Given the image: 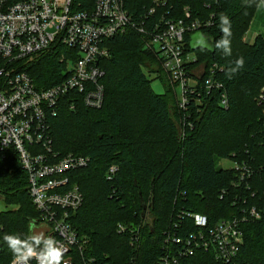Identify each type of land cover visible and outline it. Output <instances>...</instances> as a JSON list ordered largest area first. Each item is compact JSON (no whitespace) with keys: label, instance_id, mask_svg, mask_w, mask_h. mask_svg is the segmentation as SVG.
I'll return each instance as SVG.
<instances>
[{"label":"trees","instance_id":"1","mask_svg":"<svg viewBox=\"0 0 264 264\" xmlns=\"http://www.w3.org/2000/svg\"><path fill=\"white\" fill-rule=\"evenodd\" d=\"M260 2L166 0L145 21L150 28L162 13L172 20L181 18L187 7L191 20L211 23L185 36L187 51L196 57L189 69L202 66L204 77L190 87L184 106L165 79L159 78L163 94L152 90L148 77L160 75L161 69L156 55L144 49L140 34L128 30L104 43L109 56L97 63L104 72L101 108L86 109L79 100L72 111L64 102L50 120L53 151L59 157L71 153L90 160L88 167L67 173L83 195L69 222L77 236L88 241L83 252L72 248V264H159L165 252L162 233L176 222L180 210L203 215L213 225L233 218L240 206L263 207L264 115L258 97L264 92V37L258 35L252 43L243 41ZM152 6V0L126 1L135 21ZM222 13L231 21V56L215 48L223 36ZM196 33L209 40L208 47L190 45ZM61 52L71 54L63 49L46 52L23 65L38 88L61 80ZM241 56L244 68L229 79V68ZM214 65L217 70L212 79L221 88L208 93L203 81ZM222 93L227 107L219 104ZM222 159L250 167L252 176L247 183L238 181L236 171L219 168ZM113 166L117 171L107 179ZM27 190V174L14 157L0 162V199L10 207L0 211V264H10L13 258L3 236H29V221L39 217ZM119 225L125 228L123 233ZM178 229L180 236L195 230L189 220ZM242 230L244 242L236 264H264V217L244 223ZM182 261L221 264L203 252Z\"/></svg>","mask_w":264,"mask_h":264},{"label":"built area","instance_id":"2","mask_svg":"<svg viewBox=\"0 0 264 264\" xmlns=\"http://www.w3.org/2000/svg\"><path fill=\"white\" fill-rule=\"evenodd\" d=\"M126 1L93 0L85 4L79 0H0V162L12 156L26 172L28 196L39 214L31 224L47 227V236L66 249L65 264H72V248L83 252L88 242L77 236L69 222L70 216L79 210L83 195L69 181L67 173L88 167L90 160L71 153L59 157L53 151L50 120L58 115L64 102L72 111L79 100L86 109L101 108L104 72L97 63L109 56L104 43L128 30L140 34L145 40L144 49L156 55L173 88H180L181 106L187 101L190 87L194 88L204 77L203 70L200 78H194V85L187 84L191 78L187 74L192 70L189 66L196 62V57L187 51L185 36L211 23L191 20L186 7L181 18L172 20L168 13L157 15L156 23L149 28L145 21L154 17L166 0H152L153 6L139 21L133 20ZM50 29L54 32L50 33ZM62 49L71 54L58 55L63 64L61 80L48 88H38L23 65L43 53ZM215 70V65L209 68L203 81V89L208 93L221 88L212 79ZM258 102L264 115V92ZM219 104L228 106L225 93L221 94ZM231 170L236 171L241 183H247L252 176V170L245 165L235 163ZM116 171L115 166L111 167L106 178L111 179ZM223 194L225 191L220 200ZM263 217L264 205L260 208L251 204L240 206L233 218H223L211 225L203 215L180 210L175 215L176 222L162 233L165 252L158 262L183 264L182 259L203 252L211 253L221 264H236L244 242L243 224ZM185 220L191 221L195 230L180 236L177 231ZM124 231L119 226V233Z\"/></svg>","mask_w":264,"mask_h":264},{"label":"clouds","instance_id":"3","mask_svg":"<svg viewBox=\"0 0 264 264\" xmlns=\"http://www.w3.org/2000/svg\"><path fill=\"white\" fill-rule=\"evenodd\" d=\"M260 6H264V0H261L258 7ZM219 27L223 36L215 43V48L222 50L224 55L231 56V21L226 14H220ZM197 44L201 47H208V43L203 36L197 40ZM244 65V57L237 58L227 72L228 78L231 79L232 76L240 72ZM206 83L211 84V81ZM3 241L12 253V264H30L32 260H35L36 264H65L66 249L55 238L46 236L43 233L34 232L27 237L5 234Z\"/></svg>","mask_w":264,"mask_h":264},{"label":"rangeland","instance_id":"4","mask_svg":"<svg viewBox=\"0 0 264 264\" xmlns=\"http://www.w3.org/2000/svg\"><path fill=\"white\" fill-rule=\"evenodd\" d=\"M49 32L53 33L54 29H50ZM247 32H251L252 34L256 32V33H259V35L264 37V6H260V7L257 8L256 13L254 15V18H253V20H252V22L250 24V27H249L248 31H246L245 35L243 36V41H245V42L248 41L247 39L251 38V37H246L247 36ZM201 36L202 35L199 34V33L194 34L193 38H192V41H190V45L192 47L199 46L197 44V40ZM206 41H207V43L209 45V40L206 39ZM199 47H201V46H199ZM202 71H203L202 70V66H199L197 68H193L191 71H189V74H187V77L188 78L191 77V78L189 79L187 84L188 85L189 84L190 85H194L195 84V79L194 78H200ZM148 78H150V80H151V88H152V90L155 93L159 94V95L164 93L163 92L164 88H163V84H162V79H165L164 82L166 84H168V85L170 84V82H172L170 77H168V75L162 70H161L160 75L158 74L156 76V75L150 74ZM159 78H162V79H159ZM175 90L177 91L178 98H180V96H181L180 88L176 86ZM217 166L219 168H224V169H232V168H234V164L230 160H224V159H222L218 163ZM9 209H10V207L7 206L3 200L0 199V211H5V210H9ZM31 221H29V224H28L29 225L30 235H32L34 232H37V233H43L44 235L47 236V233H46V230H45V228L47 229V227L44 228V226L42 224H39V226L32 225ZM119 226H118V229H119Z\"/></svg>","mask_w":264,"mask_h":264},{"label":"crops","instance_id":"5","mask_svg":"<svg viewBox=\"0 0 264 264\" xmlns=\"http://www.w3.org/2000/svg\"><path fill=\"white\" fill-rule=\"evenodd\" d=\"M259 35V33H251V32H247V36L246 37H251V38H249V39H247L248 41V43H252L253 41H254V39L257 37Z\"/></svg>","mask_w":264,"mask_h":264},{"label":"water","instance_id":"6","mask_svg":"<svg viewBox=\"0 0 264 264\" xmlns=\"http://www.w3.org/2000/svg\"><path fill=\"white\" fill-rule=\"evenodd\" d=\"M3 246H2V243L0 242V251L2 250Z\"/></svg>","mask_w":264,"mask_h":264}]
</instances>
